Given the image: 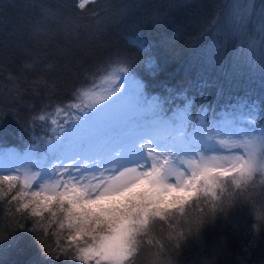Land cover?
Instances as JSON below:
<instances>
[{"label":"trees","instance_id":"trees-1","mask_svg":"<svg viewBox=\"0 0 264 264\" xmlns=\"http://www.w3.org/2000/svg\"><path fill=\"white\" fill-rule=\"evenodd\" d=\"M118 65L176 130L226 120L236 121L227 129L264 130V0H0V148L43 154L61 114L74 116L79 93ZM37 113L45 120L33 123ZM258 152L264 161V144ZM263 169L193 175L176 199L151 183L124 201L82 205L78 243L130 218L127 264H264ZM18 190L5 185L0 199V264H75L63 213L23 219L10 203ZM253 224L257 240L246 247Z\"/></svg>","mask_w":264,"mask_h":264},{"label":"rangeland","instance_id":"rangeland-1","mask_svg":"<svg viewBox=\"0 0 264 264\" xmlns=\"http://www.w3.org/2000/svg\"><path fill=\"white\" fill-rule=\"evenodd\" d=\"M87 1L79 0L82 5ZM125 69L127 68L120 65L113 67L96 85L79 93L75 102L76 114L87 110L90 106L105 104L84 116L79 123L73 122L67 128L63 138L49 146L47 150L49 156H46V152L33 155L31 151L22 153L14 147L0 148V175L19 174L23 176L26 172L25 167L30 166L35 170L48 160L56 164L55 160H51V156H62L72 164L74 169L83 168L85 164L91 162L90 166L83 168L79 175L95 174L96 178L91 181V184H99L100 187L95 193L90 191V198L95 206H99L102 203L114 202L108 200L98 203L102 195L128 189L136 190L151 183L163 189L167 196H174L176 199L179 194H189L188 190L183 187L193 175L229 170L238 171L237 173L243 175L244 170H249V168L264 167V161L259 160L260 153L258 152L264 144L263 129L250 131L252 129L247 130L239 124L237 128L233 126L227 129V124H233L236 121L226 120L214 130L205 128L200 122L190 133L185 132L184 126L176 130V126L172 123H166L167 118L152 115L156 105L153 100L146 99L144 84L132 72L128 71L127 77L123 78L126 84L125 90L114 96L120 91L116 85ZM112 96L114 97L107 102ZM61 115L65 118L73 117L66 111ZM145 136L163 141L161 146L168 153L155 155L156 150L153 148L148 152L149 161L142 160L140 164L134 166L135 171L131 168L127 170L121 168L112 177L118 187L115 191L104 192L103 190L108 188L112 181L105 180L107 173L102 174L101 170L105 165L122 163V159L111 152L117 148L134 144L135 141ZM203 143L206 145H202ZM149 147L151 146L145 144L144 150L147 151ZM97 148L101 149V154H110L100 155L99 165L95 163L97 159L95 149ZM226 151L237 153H223ZM153 156H155V163H151ZM16 167L19 172H11ZM121 172L123 175H120ZM169 173L175 174L170 175ZM72 174L69 171L66 176L60 178L66 179ZM45 177H48V172H45ZM205 178L210 179V176L205 175ZM42 180L51 182V178H42ZM83 182L88 183L87 177ZM210 183L216 184V180L214 182L212 179ZM131 224L130 218H126L112 231L92 241L89 244L91 245L90 259L95 261V264H127L134 249V230ZM256 226L253 224L244 230L245 235H248L246 247H249L251 240H257L256 234L259 229Z\"/></svg>","mask_w":264,"mask_h":264},{"label":"snow or ice","instance_id":"snow-or-ice-1","mask_svg":"<svg viewBox=\"0 0 264 264\" xmlns=\"http://www.w3.org/2000/svg\"><path fill=\"white\" fill-rule=\"evenodd\" d=\"M129 69H125L123 75L119 79V83L116 85L120 89L114 96L122 93L126 84L123 81L124 77H127ZM87 80L84 81L87 84ZM87 95V93H85ZM114 96L109 98L111 100ZM105 103H101L99 106ZM99 106H90L87 110L81 111L75 114L73 117H67L64 119L63 123L59 126V133L54 137V139L44 142V149L46 156L50 154L46 150V146L51 145L55 142L60 141L63 138L64 133L67 131V128L73 123H79L80 120L89 115L91 112L95 111ZM77 107H79L77 105ZM59 111V109H57ZM33 123L36 121H44L45 116L37 113L33 118ZM52 124H57V121L53 119ZM161 140L153 139L150 136H145L144 138L135 141L134 144L127 145L126 147L117 148L111 154H115L117 157L122 159V163L116 165H105L101 170L102 174L105 175V180L112 181L109 184L108 188H105L103 191H115L118 187V184L115 180L112 179L114 174L119 171L121 168L125 170L131 168L132 171H135V165L141 163V161H149L148 152L152 151L154 148L156 150L155 155H160L161 153H168L162 145ZM145 144L150 145L145 151ZM97 159L95 163L100 164V155L108 156L110 154L104 153L101 154V149H95ZM51 160H55L57 163L52 164L49 160L47 163L40 165L39 167L33 170L30 166L25 167V175L21 176L19 174H2L0 175V199L7 195L4 191V186H7L9 192L13 189H16L19 186V190L11 196V202H16L18 207H16L15 212L20 213L23 219L32 218L33 221H39L44 218H52L57 220L59 213H63V216L58 221V227L61 230L69 229L67 245L69 249H74L72 255L74 257L75 264H80V262L88 261L90 257L91 245L87 247L82 246L78 241H82L83 230L76 227V221L83 216L82 205L87 207H95L94 201L90 198V191L95 193L96 190L100 187L99 184H91V181L96 178L95 174L79 175L83 171V168L90 166L85 164L83 168L74 169L72 164L63 159L62 156H51ZM78 163V161H77ZM151 163H155V156H153ZM252 161L250 158V165ZM65 165H67L65 167ZM251 170V168H250ZM71 171L73 174L67 176L66 179H61L60 177L66 176V173ZM11 172H19V169L16 167ZM45 172H48V177H45ZM174 175L175 173H169ZM123 175V172L120 173ZM87 177L88 183L83 181ZM42 178L49 179L51 182H43ZM167 176L165 177V179ZM118 179V177H117ZM35 186V190L33 189ZM103 194V193H101ZM67 205V207H65ZM79 214V216L77 215ZM24 226H18L21 228Z\"/></svg>","mask_w":264,"mask_h":264},{"label":"clouds","instance_id":"clouds-1","mask_svg":"<svg viewBox=\"0 0 264 264\" xmlns=\"http://www.w3.org/2000/svg\"><path fill=\"white\" fill-rule=\"evenodd\" d=\"M141 183H145V181H141ZM134 191H135L134 189H128L125 191L105 194L100 197V200L98 201V203L108 201V200H113L117 202L124 201L127 198H129Z\"/></svg>","mask_w":264,"mask_h":264}]
</instances>
